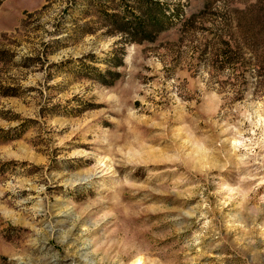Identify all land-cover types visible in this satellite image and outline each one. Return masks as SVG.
I'll return each mask as SVG.
<instances>
[{
  "label": "rangeland",
  "instance_id": "obj_1",
  "mask_svg": "<svg viewBox=\"0 0 264 264\" xmlns=\"http://www.w3.org/2000/svg\"><path fill=\"white\" fill-rule=\"evenodd\" d=\"M162 1L142 44L2 1L0 264H264V0Z\"/></svg>",
  "mask_w": 264,
  "mask_h": 264
},
{
  "label": "trees",
  "instance_id": "obj_2",
  "mask_svg": "<svg viewBox=\"0 0 264 264\" xmlns=\"http://www.w3.org/2000/svg\"><path fill=\"white\" fill-rule=\"evenodd\" d=\"M71 3L69 10L75 11L78 18H93L83 24H78L76 19V35L85 36L105 30L104 35L121 37L125 43L155 42L183 19L178 5L162 0H71ZM225 57L230 60V57ZM237 62V59H232L229 63Z\"/></svg>",
  "mask_w": 264,
  "mask_h": 264
},
{
  "label": "bare ground",
  "instance_id": "obj_3",
  "mask_svg": "<svg viewBox=\"0 0 264 264\" xmlns=\"http://www.w3.org/2000/svg\"><path fill=\"white\" fill-rule=\"evenodd\" d=\"M138 261H139V260H138ZM138 261H137V262H138Z\"/></svg>",
  "mask_w": 264,
  "mask_h": 264
}]
</instances>
